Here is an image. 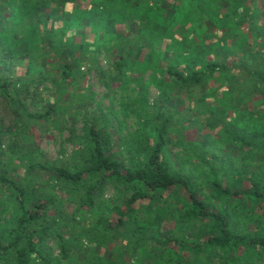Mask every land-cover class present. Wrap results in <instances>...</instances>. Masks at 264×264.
Masks as SVG:
<instances>
[{
  "label": "rangeland",
  "instance_id": "1",
  "mask_svg": "<svg viewBox=\"0 0 264 264\" xmlns=\"http://www.w3.org/2000/svg\"><path fill=\"white\" fill-rule=\"evenodd\" d=\"M102 1L75 0L64 8L69 14L77 10L73 21H48L45 29L52 32L56 28L51 38L53 49L62 43L68 45L75 50L78 62L58 56L60 51L51 48L45 52L51 54L45 55L48 61H41L32 72L30 92L24 102L32 115L44 114L51 104H55L56 111L50 119H31L28 132L23 121L15 120L10 107H3L6 102L0 99V114L4 117L0 124L5 125L0 131V148H7L15 139L6 132L18 125L14 130L22 132V137L18 138L16 150L23 148L25 159L34 158L31 150L38 148L39 156L44 154L49 161L71 163L78 142L86 136V128L95 125L109 135L112 153L130 166L140 154L143 159L148 157L160 129L165 127L164 158L184 163L186 176L194 182L201 181L205 192L211 191L208 183L214 178V169L215 178L234 189L253 192L248 179L240 185V174L257 179L264 186V152L235 139L239 136L264 142V84L257 78L258 72L264 75V0H130L132 5L140 1L146 7L137 9L130 5L117 13L115 20L106 14H87L85 7ZM114 1L111 0L113 6ZM147 12L152 13L154 25L168 24L171 38L154 40L157 33L136 32L135 26L142 23V15ZM5 15L9 17L10 12ZM40 27L43 30L44 24ZM119 61L123 65L117 69L115 64ZM70 62L75 64L77 82H67L61 90L57 89L62 66ZM1 67L0 64V71L4 72ZM169 70L187 80L202 76L203 82H184ZM13 71V80L25 73L22 67ZM48 76L50 79L39 85ZM29 142H34L31 149H27ZM11 164L20 166L11 172L12 177L23 184L31 180L30 190L38 191L41 198L56 194L64 200V215L90 224L97 220L90 209L77 210L68 201L65 188L48 173L35 171L28 176L22 161L13 160ZM99 195L109 206L127 197L114 184ZM0 200L8 208L4 212L1 202V224L11 218L17 199L10 202L6 189L1 188ZM261 210L262 206L257 208V212ZM49 214L56 216L53 210ZM111 219L115 221L117 215ZM239 219L243 217L240 215ZM60 222L62 232L78 236L74 222H68L70 228L63 225L64 219ZM173 227L174 222H168L165 230ZM242 230L256 232V227L247 223ZM80 243L74 252H79V248L87 251L92 246L84 237ZM48 246L55 258H61L57 240L48 241ZM77 255L80 253L74 256ZM73 263L84 264L79 259Z\"/></svg>",
  "mask_w": 264,
  "mask_h": 264
},
{
  "label": "trees",
  "instance_id": "2",
  "mask_svg": "<svg viewBox=\"0 0 264 264\" xmlns=\"http://www.w3.org/2000/svg\"><path fill=\"white\" fill-rule=\"evenodd\" d=\"M68 3H75V0H0V51L3 58L0 64L4 71H0V99L6 102L3 107H10L9 113L15 120L23 121L27 127L25 132L30 128L31 119L34 122L50 119L56 111L55 104H51L44 114L32 115L27 112L24 102L30 92L28 82L33 80L32 72L48 61L45 55L51 54L45 52L51 48V51H60L58 56L78 62L75 50L68 45L62 43L53 49L51 38L56 28L53 27L52 32L45 29L51 19L73 21L78 13L77 10L70 14L66 12L64 8ZM111 3V0L92 2L85 11L92 17L106 14L108 19L113 16L115 20L117 13L132 5L130 0H115L114 6ZM132 6L137 9L146 7L140 1ZM7 11L9 17L5 15ZM151 14L142 15V23L135 26L136 32L150 30L157 33L154 40L171 38L168 24L154 25ZM41 24H44L43 30ZM72 62L62 66L57 89L61 90L67 82H77ZM122 65L123 62L119 61L115 67L120 69ZM19 67L24 68L25 73L13 80V69ZM169 73L184 82H203L202 76H191L187 80L175 71L169 70ZM257 78L264 84V75L258 72ZM45 79L50 77L40 80L39 85ZM0 118L1 121L4 117L0 114ZM1 123L0 131H3L5 125ZM17 127L8 128L6 133L14 135L15 139L7 148H0V189H6L10 202L17 199L11 218L0 224V264H74V259L84 264H264L262 182L240 174V185L248 179L253 192L234 189L221 178H215L214 169V178L208 183L211 191L205 192L201 181L194 182L186 176L182 169L184 163L164 158L165 127L160 129L156 146L149 150L148 157L143 159L140 154L130 166L112 153L109 135L95 125L86 128V136L78 142L71 163L61 159L49 161L43 153L39 156L38 148L28 152L34 154V158L27 160L23 148L16 150L18 138L22 137V132L14 130ZM235 139L264 152V142L256 143L239 136ZM27 146L31 149L34 142ZM13 160L26 165L24 172L28 176L39 171L56 179L77 210L85 207L93 216L97 215L94 224L64 215L65 201L56 194L41 198L38 191L30 190L31 180L23 184L13 178L11 172L20 167L13 166ZM110 184L121 192L123 189L127 197L121 203L109 206L99 194ZM261 206V212H257ZM51 210L56 216H50ZM3 211L7 212L8 208ZM113 214L117 215L115 221L111 219ZM240 215L243 220L239 219ZM61 219L67 228H70L69 221L74 222L78 236L62 232ZM168 222H174V227L165 230ZM247 223L253 224L256 232H243ZM82 237L92 246L87 251L79 248V252H74L81 247ZM54 239L58 241L61 258H55L48 246V241ZM113 244L115 247L111 249ZM102 250L106 253L102 254ZM78 253L80 255L74 256Z\"/></svg>",
  "mask_w": 264,
  "mask_h": 264
}]
</instances>
